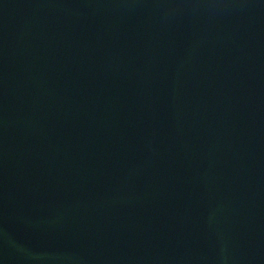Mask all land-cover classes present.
<instances>
[{"label": "water", "instance_id": "obj_1", "mask_svg": "<svg viewBox=\"0 0 264 264\" xmlns=\"http://www.w3.org/2000/svg\"><path fill=\"white\" fill-rule=\"evenodd\" d=\"M0 264H264V0H0Z\"/></svg>", "mask_w": 264, "mask_h": 264}]
</instances>
